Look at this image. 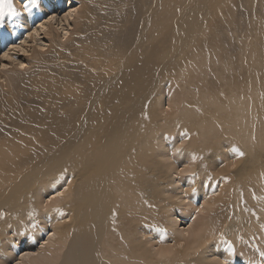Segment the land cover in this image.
<instances>
[{
  "label": "bare ground",
  "instance_id": "1",
  "mask_svg": "<svg viewBox=\"0 0 264 264\" xmlns=\"http://www.w3.org/2000/svg\"><path fill=\"white\" fill-rule=\"evenodd\" d=\"M147 1L157 9L142 25L144 33L151 28L150 40L146 46L137 41L126 56L114 49L133 41L130 32L106 47L107 39L80 35L82 17L73 18L74 55L106 76L92 74L89 81L85 62L73 66L82 72L70 78L77 86L33 80L16 86L8 99L17 109L0 120V264L24 251L17 264H264L257 259L264 251L263 54L251 51L239 71L237 59L229 58V86L220 85L223 76L213 59L220 40L207 31L220 29L230 0ZM253 1L240 0L244 12L261 13L254 26L264 47V0ZM59 3L42 0L37 10L49 14ZM67 7L64 15L50 13L37 25L35 9L14 17L0 47L16 29L19 35L20 20L29 48L46 46L37 37L41 30L42 38L55 37L54 18L65 36L76 9ZM50 42L49 51H59L54 45L60 44ZM27 46L11 47L25 53ZM9 49L1 55L9 60L2 61L0 74L13 63ZM174 57L176 72L193 92L198 85L204 102L217 91L215 83L226 93L222 97L229 94L228 103L212 102L211 114L182 128L175 122L180 118L153 116L140 105L150 79L164 86L163 58ZM179 96L183 116L193 114L190 103L202 105L195 93ZM179 164L185 175L174 180Z\"/></svg>",
  "mask_w": 264,
  "mask_h": 264
},
{
  "label": "rangeland",
  "instance_id": "2",
  "mask_svg": "<svg viewBox=\"0 0 264 264\" xmlns=\"http://www.w3.org/2000/svg\"><path fill=\"white\" fill-rule=\"evenodd\" d=\"M253 2L256 4L259 1L254 0ZM13 3L18 12L24 16V4L22 0H13ZM69 3H72V6H75L76 9L69 20L71 24L68 26V32L65 36L63 35L64 31L62 30V26L54 18L52 21H49H51L50 26L55 34V37L51 34L49 40L42 38V36H44L42 33L45 31L41 30L39 31L37 37L39 40L45 41L46 46L43 48H29L27 44L22 42L24 38L27 40L29 38L28 36H24L25 34H22V31H24L26 27L24 21L20 20L23 25L19 27L21 30L19 35L18 29H16L17 35L14 37V39L12 41L8 40L10 42L6 46L4 44L1 45L0 65L2 64L3 60H9L1 57V55L8 48H10L9 56H11L10 59H13V63L4 67L0 74L2 75V78H0V120L4 117L13 116L16 113L15 111L17 108L12 106L15 105V102L8 99L18 85L21 86L22 84L23 86V83L27 82L35 83L34 81H37V83L40 84L43 81L48 80L52 82L56 81L55 83L57 86H77V84L73 83L70 78L75 75L82 74V72L79 67L74 68L73 66L85 64V62L86 69L84 75L87 76L89 81L91 80L92 74H97L98 77L106 76V72L102 68L94 69L87 59L84 58V62L82 58H78L76 55H74V52L77 48L75 43H77L78 40L76 37L69 39V35L72 34L74 28L73 18L82 17L80 25L85 27V31L81 32L80 35L89 34L94 39H107V41H105L106 47L113 43V39L123 37L130 32L133 41L128 46L119 45L114 49V52L124 51V56L129 55L136 49L137 41H144V46H146L150 40L151 28L147 26V30L144 33L142 31V25L145 24V21L150 17V15L157 12V9L153 3L147 0H61V3H59L60 5L55 7L53 5L49 9V14H56V17H58V15H64L68 11L67 6ZM227 5L229 6V16L220 22V29L210 28L207 31L208 34L215 36V38L220 40V44L218 46V58L213 59L216 61L215 68L218 69L220 71V75L223 76V78L218 79L219 83L220 85L223 84L224 86H229V58L234 60L237 59V62L234 64V66L237 67L236 69L239 71L242 70L240 65H243V62L250 58L249 53L251 51L259 50L262 52L264 57V47L259 43L263 42V40L260 37V32L254 26V24L261 20V13L254 11L244 12V8L240 0H230ZM37 9H35L37 11L36 14L32 17V23L34 25H37L39 21L41 22L42 20L49 18V14H47V12L43 13ZM129 14H131V16H129ZM133 18L134 21L132 22ZM14 19V17H5L3 23L0 24V37H6V33L8 32L7 27L14 23ZM112 33L117 34V36L110 35ZM51 38L55 39L60 44L54 45L59 49V51L54 53L49 51V46H51ZM39 42L41 41H38V43ZM63 43L65 45H62ZM154 43L160 44L158 36H155ZM17 44L27 46L28 52L23 53L22 51H19L18 47H11L12 45ZM142 49H144V47ZM108 54L109 52H106L102 56L105 57ZM177 58L178 57L163 58L164 62L168 65L167 72L164 76L165 84L163 87H161L158 83H155L152 79H150L149 88L145 92L147 98L140 99V103H142L140 105L142 109L145 110V112H152L153 116L158 114L161 118L164 117L169 120L172 118H180V120L175 122H177V125L182 128L184 125L190 124L194 118L202 116L206 111H208V114H211L210 109L215 106L214 103L218 105L228 103L229 94L226 97H222L223 93H226L222 92L224 90L215 83L217 86V91L213 93L211 98L205 95L207 102H204L202 97H199L201 91L199 90L198 85L193 84L194 88H196V92H193L190 88V85L184 82L183 75L176 72L173 63L179 61ZM19 59H23V67L22 65L20 66V64H18ZM112 67H114L113 64L111 67L108 66V70L111 72ZM34 72H36L34 75H30V73L33 74ZM212 72L213 71H210L206 74L209 75L212 74ZM78 85H84V83ZM220 91L222 93H220ZM192 93L196 94L199 102L202 105L190 103L189 108L193 110V114L191 116H183L179 114V109L182 106V99L179 95L189 96ZM4 100L7 102H5L3 105L2 103ZM21 100H24V98L21 97ZM168 102L171 106L167 105ZM157 103H161L160 106H157ZM150 105L153 106V111H150ZM172 135L174 136L175 134L173 133ZM2 138L3 137L0 135V140H2ZM176 144L180 145L181 143L176 142ZM178 167V171H174V173H172V178L174 180L177 174L185 175L184 173L179 172L182 164H179ZM220 186L221 184H219L218 187ZM217 192L218 189L214 191V194ZM177 217L180 219L181 215H178ZM258 225V222H256L255 225H253V229L257 228ZM182 227L186 229L188 224H182L180 228ZM248 249L252 252V257L256 256L255 250H252V248L250 249V246ZM24 250L26 249L24 248L22 251ZM24 252H20L19 254ZM19 254L15 256L14 260H11L8 264H17L18 261L20 262L21 259ZM259 257L260 256H257V259ZM261 261L262 260H260L259 263H261ZM222 264H224V261Z\"/></svg>",
  "mask_w": 264,
  "mask_h": 264
},
{
  "label": "snow or ice",
  "instance_id": "3",
  "mask_svg": "<svg viewBox=\"0 0 264 264\" xmlns=\"http://www.w3.org/2000/svg\"><path fill=\"white\" fill-rule=\"evenodd\" d=\"M24 4V12H31L33 9L39 8L40 4L42 3V0H22ZM18 15H21L20 12H18L17 8L15 7L13 0H0V24L3 23L5 17H17ZM23 67V65H22ZM238 155L243 156L244 153L242 151H239V149L235 150ZM195 191V189H193ZM57 195H62V193H57ZM55 197H50L49 199H54ZM54 211H60L59 209H54ZM30 215H32L30 213ZM63 215V213H61ZM33 227L36 225L33 224ZM222 238V237H221ZM229 251L232 252L234 249L232 248L231 244L228 245ZM260 257L264 258V251H261ZM224 264H228V261L225 260Z\"/></svg>",
  "mask_w": 264,
  "mask_h": 264
}]
</instances>
